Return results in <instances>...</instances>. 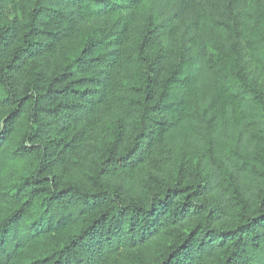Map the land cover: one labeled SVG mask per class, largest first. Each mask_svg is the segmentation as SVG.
Here are the masks:
<instances>
[{
	"label": "trees",
	"instance_id": "16d2710c",
	"mask_svg": "<svg viewBox=\"0 0 264 264\" xmlns=\"http://www.w3.org/2000/svg\"><path fill=\"white\" fill-rule=\"evenodd\" d=\"M0 264H264V0H0Z\"/></svg>",
	"mask_w": 264,
	"mask_h": 264
}]
</instances>
